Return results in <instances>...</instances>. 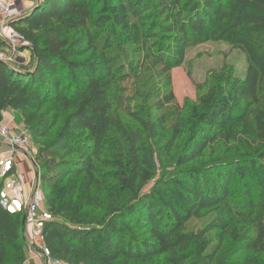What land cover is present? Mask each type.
I'll list each match as a JSON object with an SVG mask.
<instances>
[{
  "label": "trees",
  "instance_id": "trees-1",
  "mask_svg": "<svg viewBox=\"0 0 264 264\" xmlns=\"http://www.w3.org/2000/svg\"><path fill=\"white\" fill-rule=\"evenodd\" d=\"M12 26L31 58L0 62V113L20 115L39 149L44 205L54 218L45 227L53 259L263 264L264 0H41ZM100 27L110 33L97 42L93 29ZM116 29L166 85L186 46L213 33L247 59L244 79L224 68L214 73L189 116L177 119L179 152L160 175L141 158L146 134L122 115L124 76L109 42ZM173 99L167 93L154 109L162 112ZM163 115L155 118L159 125ZM248 178L258 184L256 199ZM233 181L241 183L240 200ZM22 231V216L0 208V264L30 263Z\"/></svg>",
  "mask_w": 264,
  "mask_h": 264
},
{
  "label": "rangeland",
  "instance_id": "rangeland-1",
  "mask_svg": "<svg viewBox=\"0 0 264 264\" xmlns=\"http://www.w3.org/2000/svg\"><path fill=\"white\" fill-rule=\"evenodd\" d=\"M25 1L28 3L27 6L31 8L33 0ZM93 32L97 33V42L108 37L110 33L104 27H100L98 30L93 29ZM109 42L111 44L112 59L118 65L119 74L124 76L119 95L124 105L123 109H125L122 115L130 124L146 134L140 144L141 158L147 167L153 168L154 165L156 174L160 175L163 169H169L170 164L174 162L179 152L176 146L180 143L174 141L172 133L174 126L177 129L183 128V122L177 123V119L189 116L190 109L197 102L200 94L208 88L209 80L214 73H218L224 68L236 79H244L247 71L246 56L241 50L233 47L227 39H217L216 33H213L208 41L186 46L181 65L170 70V80L166 85L162 81L163 75H160V71L149 67L148 63L143 66L142 63L138 62L141 54L132 43L129 44L126 41L120 30H115ZM24 57L26 60L22 61L27 64L31 58L30 51H27ZM169 92L173 94L174 99L164 105L162 112L156 111L154 105L159 101H163ZM146 113H149L150 117ZM162 115L164 121L162 125H159L155 118ZM11 116L15 125L20 130L27 132L20 115L12 114ZM38 150V147L30 142L28 146L29 159L31 157L35 159ZM258 167L261 170L262 167ZM248 181L252 198L256 199L259 192L258 184L254 178H248ZM149 186L147 189H150ZM231 189L237 192L235 197L240 200L241 183L233 181ZM77 197L75 196V199ZM85 214L87 218H90L94 216L93 214L97 215L99 213L96 211ZM199 224L200 221L192 222L188 229L191 230ZM214 246L215 243L212 244L209 250ZM26 253L28 259L25 262L40 264L28 252ZM259 256L264 264V255Z\"/></svg>",
  "mask_w": 264,
  "mask_h": 264
},
{
  "label": "built area",
  "instance_id": "built-area-1",
  "mask_svg": "<svg viewBox=\"0 0 264 264\" xmlns=\"http://www.w3.org/2000/svg\"><path fill=\"white\" fill-rule=\"evenodd\" d=\"M29 9L25 0H0V40L5 45L4 50L0 51L1 63L24 64V52L28 51L30 45L10 23L23 17ZM0 140V208L24 217L22 238L26 252L32 258L40 264H63L51 257L45 245V227L54 218L44 205L38 166L35 159L28 156L29 135L20 130L13 117L5 111L0 113ZM18 154L28 160L33 169L30 184L13 171Z\"/></svg>",
  "mask_w": 264,
  "mask_h": 264
},
{
  "label": "crops",
  "instance_id": "crops-1",
  "mask_svg": "<svg viewBox=\"0 0 264 264\" xmlns=\"http://www.w3.org/2000/svg\"><path fill=\"white\" fill-rule=\"evenodd\" d=\"M27 3V2H26ZM28 5V3L26 4ZM29 7V6H27ZM24 53H27V51H25ZM5 112L9 113L10 115L14 114L12 111L10 110H6ZM1 140H0V144H1ZM13 171H15V174L17 176L20 177L21 180H23L25 183L30 184V182L33 179V169L30 165V162H28V160H26L22 155L18 154L15 157V161H14V169Z\"/></svg>",
  "mask_w": 264,
  "mask_h": 264
},
{
  "label": "water",
  "instance_id": "water-1",
  "mask_svg": "<svg viewBox=\"0 0 264 264\" xmlns=\"http://www.w3.org/2000/svg\"><path fill=\"white\" fill-rule=\"evenodd\" d=\"M40 1H41V0H35V1L33 2V5H32V6L35 7L36 4L39 3ZM15 22H16V21L11 22L10 25H13ZM23 223H24V217L22 218V224H23Z\"/></svg>",
  "mask_w": 264,
  "mask_h": 264
}]
</instances>
